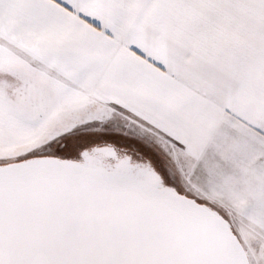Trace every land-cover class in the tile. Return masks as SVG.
<instances>
[{
  "label": "snow or ice",
  "instance_id": "1",
  "mask_svg": "<svg viewBox=\"0 0 264 264\" xmlns=\"http://www.w3.org/2000/svg\"><path fill=\"white\" fill-rule=\"evenodd\" d=\"M0 264H264V0H0Z\"/></svg>",
  "mask_w": 264,
  "mask_h": 264
}]
</instances>
